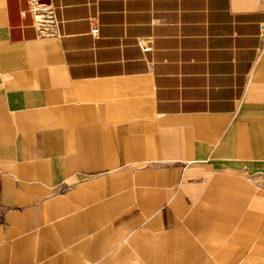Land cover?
<instances>
[{"label":"crops","instance_id":"obj_1","mask_svg":"<svg viewBox=\"0 0 264 264\" xmlns=\"http://www.w3.org/2000/svg\"><path fill=\"white\" fill-rule=\"evenodd\" d=\"M44 2L47 38L0 0V264H244L264 0Z\"/></svg>","mask_w":264,"mask_h":264},{"label":"built area","instance_id":"obj_2","mask_svg":"<svg viewBox=\"0 0 264 264\" xmlns=\"http://www.w3.org/2000/svg\"><path fill=\"white\" fill-rule=\"evenodd\" d=\"M27 13L31 15L39 37L54 36L60 28L61 20L56 15L55 7L45 3L44 0H28V9L22 11L21 16L25 17ZM261 37L264 38V33H261ZM140 46L146 50L142 45Z\"/></svg>","mask_w":264,"mask_h":264},{"label":"rangeland","instance_id":"obj_3","mask_svg":"<svg viewBox=\"0 0 264 264\" xmlns=\"http://www.w3.org/2000/svg\"><path fill=\"white\" fill-rule=\"evenodd\" d=\"M254 250L244 264H264V246Z\"/></svg>","mask_w":264,"mask_h":264}]
</instances>
